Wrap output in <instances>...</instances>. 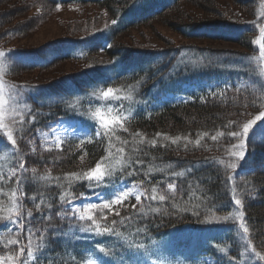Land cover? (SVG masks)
<instances>
[{"label":"trees","instance_id":"16d2710c","mask_svg":"<svg viewBox=\"0 0 264 264\" xmlns=\"http://www.w3.org/2000/svg\"><path fill=\"white\" fill-rule=\"evenodd\" d=\"M26 1L30 2L32 9H36V26L47 19L46 10H56L57 5L98 6L103 11V15L96 18L95 22L90 18L88 24L73 33L80 36L57 38L32 49H9L21 56L36 57L43 63L28 64L19 59L15 61L18 68L13 70L11 67L13 71H9L7 77L10 74L17 75L21 70H25L22 72L24 74L50 70L60 61L82 63L81 69L46 83H24L30 91H26L23 97L32 111L26 108L23 113L4 124L6 128L0 129V144L3 145L0 146V172L6 173L11 169L17 159L16 153L23 156L29 169L28 181L22 186V191L26 193L22 202L26 226L42 227L41 216L49 212L54 215L65 209L71 211L69 204L60 202L59 196L66 194V199L72 201L80 194L90 193L92 186H89L86 174L90 173L97 162L102 165L110 156L115 155L123 162H131V167L123 173L119 165L115 168V174L133 182H143L144 195L140 202L130 199L124 205L115 206L106 216L97 218L101 224L111 226V221L116 220L118 231L134 243H143L148 247L153 241L185 227L193 228L194 231L233 228L231 235L220 243L225 247L224 253H214L208 248L216 264H228L227 259L230 262L244 251V242L235 229L239 221L217 223L205 220L212 215L222 217L234 213V185L238 198L242 199L240 208L245 213L248 235L257 251L261 249L264 252V121H257L249 130L248 137H242L245 139L247 154L238 162L237 169L225 166L236 159L229 152L235 150L232 145L240 142L228 134L242 132L247 120L264 111V88L250 82L258 75V71L264 79V59L260 56L264 33L259 30L264 25V0H239L240 17H231L230 13L216 6L215 0ZM183 5L191 6V15L185 7L181 9ZM245 8L248 11L255 10L254 14L251 15ZM17 10L20 9L2 11L4 14L9 13L6 18L0 15V25L4 27L0 35L10 40L25 36L36 27L33 26L36 18H24L10 25L11 19L21 15V11ZM194 12L200 15L196 16ZM113 20L117 22L112 24ZM158 20L170 26L186 41L158 48H139L136 44L119 41L129 30ZM198 41L206 43L200 44ZM67 44L81 48L82 52L78 55L62 53V47ZM217 44L220 47H215ZM201 57L204 58L202 63L198 62ZM214 76L231 79L234 82L232 88L224 91L222 96H197L187 102L167 103L157 110H135L113 122L107 129H102L106 132L104 137H97L96 130L80 145L70 142L58 149L45 150L35 143L37 130L46 128L58 118H80L86 96L94 90H97L96 93H104L112 88V93L122 98L132 97V100L123 99L126 105L129 106L131 102L141 106L152 99L156 89L175 92L179 84L209 80ZM8 81L14 82L9 77ZM237 83L246 87L237 91ZM21 115L35 122L24 124L21 130ZM9 131L17 140L14 148L6 140ZM212 136H217V139L213 141ZM152 140H156L155 146L151 145ZM137 160L142 163L136 164ZM221 160L224 163H220ZM166 165L170 167L166 168ZM159 168H164V171H156ZM31 169H36V172L32 173ZM186 169L191 171L175 179L178 189L173 199L166 187L167 183L172 182L169 173ZM238 169H242V174L237 172ZM127 172H133V175L127 176ZM230 175L232 180H229ZM41 177L47 179L42 180ZM16 187L14 180L5 178L0 182V217L9 215ZM154 187L157 188V196L164 194L169 198L159 203L145 200V195L151 197ZM41 194L46 203L52 204L51 210L45 204L40 212L36 211L31 197L37 196L36 203H40ZM141 204L145 206L146 212L149 205L160 208L161 212L141 216L132 208V205H136L138 209ZM196 205L200 206L197 208ZM27 209L33 212L30 221ZM15 211L12 209L13 214ZM194 212H199V215ZM133 215L134 220L126 224L119 223L121 216ZM54 222L68 234L52 237L50 248L39 264H47L48 260L54 261V264H83L85 257L82 256L92 247V243L81 238V233L76 229L69 231L67 222H61L58 217H55ZM6 223L0 220V228ZM136 229L146 231L136 236ZM51 233L52 230H49L48 235L51 236ZM16 238L15 230L0 232V256L17 254L18 249L7 244L8 240ZM105 238L107 249H112L113 243L124 251L132 249L119 237L105 235ZM19 239L26 243L24 235H20ZM73 256H76L75 261ZM106 256L108 264H121V260L125 264H132V259L123 251ZM7 261L18 264L15 259ZM258 262L264 264V261Z\"/></svg>","mask_w":264,"mask_h":264},{"label":"rangeland","instance_id":"374dc122","mask_svg":"<svg viewBox=\"0 0 264 264\" xmlns=\"http://www.w3.org/2000/svg\"><path fill=\"white\" fill-rule=\"evenodd\" d=\"M215 1L216 6H219L221 10L230 13L231 17L236 15H238V17L241 16L240 8L237 4L239 3V0ZM21 5H26L28 7L24 8L21 7ZM184 7L190 14L191 6L183 5L181 9H183ZM16 8L20 9L17 11H21V15L17 18L11 19L10 25L21 22L24 18L28 20L30 18H36L37 16L36 9H32L29 1L0 0V15H2L4 18H6L9 13L4 14V12L2 11L12 10ZM245 10L247 9L245 8ZM248 12L253 15L255 10L251 9V11ZM46 13L48 14L47 19L42 23H38V25L36 26V18L33 22V26L36 27L25 36H21L15 40H10V38L0 35V50L8 53L9 49L13 48L32 49L38 47L41 44L49 43L57 38L66 36H80L73 35V33H77L78 31H80L82 26L88 24L90 18H92V20L95 22L97 20L96 18H100L103 15V11L99 9L98 6L85 5H60L59 9H47ZM195 14L196 16L200 15V13ZM3 30L4 27L0 25V31ZM119 41L129 44H136V46L139 48H158L168 46L170 44L179 45L180 43H184L186 39L176 33L175 30L171 29L170 26H166L163 22L158 20L154 21L151 24L139 27L138 29L129 30L119 38ZM198 43L204 44L206 42L198 41ZM215 47H220V44H217ZM21 58L22 57L21 55H19V53L14 52L7 56L5 63L8 65V67L4 71L3 76L0 77L3 81L8 82L9 84L18 85L19 83H21L22 85H24V83H46L60 76L81 69L82 64L80 62L60 61L59 63L53 65L52 69L50 70L32 71L31 73L25 74L22 73L25 72V70H21L20 72H17V75L13 76L10 74L8 77L14 82H9L7 74L9 71H13L14 69L18 68V63H16L15 61L19 59L21 60ZM132 64H134V61L132 62ZM11 67L13 68V70L11 69ZM256 74L260 75V71H258ZM225 84L233 85V81L228 78H220L214 76L209 80L203 79L198 81L184 82L176 86L177 89L175 93L164 94L162 91H159L156 98H162L158 100H155V98L150 103H147L144 107H147L148 110H153L155 107H159L167 102H185L187 100H192L197 96H204L211 91H217L218 93L223 92ZM96 91L97 90H94L86 96V102L82 110V116H84L85 119H87L88 122L95 127H97V122L91 119V116L93 114L99 113V115L103 116L105 120L110 121L109 126H111V124L113 123L111 122L112 117H116L118 120L119 118H122V116H124L126 112H131L133 109L135 110L138 107L137 105L126 107L123 103L122 106H117L114 102L105 103V97L103 93H96ZM6 92L7 89L5 88V93ZM110 95L112 97H120L115 93H111ZM21 99L25 101L23 96ZM5 100H7L6 95ZM14 108L15 105L11 107L6 106L4 110L0 112V120L4 121L6 118L11 119L13 116L21 114L26 110V108H24L21 111L17 112L13 110ZM53 129L56 130V135H44L45 133H51ZM73 129H75V132H73ZM86 133H89L88 127L84 126L79 120H76L75 118L63 117L58 119L56 122L48 125L46 128L39 129V132L37 131L35 135V138L37 139L35 143H38L41 148L45 150L60 148L64 144L70 142L80 145L88 136V134ZM114 156L115 155L110 156L104 162V164L101 165L102 169H104L108 165H111L115 169L122 164L123 161ZM10 170L11 169H9L8 172ZM127 179L128 178H122L121 175L118 176L115 174L112 177L111 184H126L128 186H131L134 183L138 184L137 182H131ZM105 185H101L98 187L96 186L94 191L90 194H80L77 199L72 201V203L76 206L88 203L101 204L104 199H111V193L113 191H117V189L109 185L108 181L105 182ZM138 194H141L142 197V188H140V192ZM19 195L20 193H17V196ZM130 199L135 198L129 197L125 200L129 201ZM114 206L115 205H113L111 209L97 210L95 212L96 218H99L100 216H106L108 213H111ZM235 208L238 210H236ZM235 208L232 210V212L235 213L237 211H240L239 208ZM7 229L13 231L15 229V226L11 222H8ZM11 231L5 230L4 233H9ZM238 231H240V229H238ZM80 233L81 238L85 236L84 234H87L85 238H88L90 240H95L96 237H105V235L98 236L93 233L87 232ZM230 233L231 232L227 229L212 231L206 229V231H194L193 228L185 227L180 230H176L175 233L171 234L168 237L153 241L152 244L149 245L150 247L146 245L147 252H145L144 250L136 251L135 249H127L126 251H124V249L120 248L114 243L112 244V249L108 250L109 253H119L123 251L130 257V259H132L131 261L139 259L146 262V264H216V260L212 255V252H209L208 248H211L214 253H224L225 251L222 252L220 251V249L225 250V247H223L220 243L223 241V239L227 238ZM240 235L242 236V232H240ZM97 244L99 246L105 247V243ZM260 251L264 253L261 249ZM88 259L97 258L87 256L86 253L84 264H87ZM231 260L232 261L229 262L227 259L228 264H245L246 257L244 256L242 258V256H238ZM4 264L14 263H8L6 259L4 261Z\"/></svg>","mask_w":264,"mask_h":264},{"label":"snow or ice","instance_id":"6c2138e0","mask_svg":"<svg viewBox=\"0 0 264 264\" xmlns=\"http://www.w3.org/2000/svg\"><path fill=\"white\" fill-rule=\"evenodd\" d=\"M57 9H59V5H57ZM117 21L113 20L112 24H115ZM260 32L264 33V25L260 26ZM12 53V50H9L8 53L5 51L0 50V77L3 76L4 71L7 69L8 65L5 63V60L9 54ZM260 56L264 57V43L260 44ZM204 58H199L198 62H203ZM237 70V69H232ZM264 72V70H262ZM254 86L258 85L261 88H264V79L261 78V76L257 75L250 81ZM5 87H7V92L5 93ZM242 87H246L242 84L236 85V90L240 91ZM232 88L231 84H225L224 91H227ZM26 91H30L28 85H22V84H6L5 81L0 78V112L4 110L6 106L11 107L15 105L14 111H21L24 108H27L29 112H31V108L27 105L26 101L22 100V96L25 95ZM112 88H108L106 92L103 93L105 97V103H115L117 106H122V100H132L131 96L128 97H112L110 94L112 93ZM210 94L213 97H216L217 95H223V92H217V91H211ZM5 95L7 96V100H5ZM203 99V98H202ZM91 119L93 121L97 122L98 128L107 129L109 127L110 121H107L104 119L103 116H100L99 113L93 114L91 116ZM257 121H264V111L259 112L258 115L254 116L252 119L247 120L246 123L243 124L242 132H231L228 135L231 137L239 139L238 145H232V148L235 149L234 151L229 152V155L232 157H235L236 159L230 163H227L225 166L226 168H230L232 170H236L238 167V162L242 161L244 157L246 156V144L245 139L242 137H248L249 130L252 128L253 125L257 123ZM34 119H28L26 120L24 115H21L19 117V123L22 126L21 130L23 129L24 124H31L34 123ZM111 122H117L116 117L111 118ZM6 128V125L3 123H0V129ZM126 131V129H124ZM39 132V130H37ZM73 132H75V129H73ZM56 130L53 129L51 133H45L44 135H56ZM90 134V133H86ZM95 135L97 137H104L106 135V132L103 131H96ZM160 134L158 133L157 136ZM217 135H224V133H218ZM217 139V136H212V140L215 141ZM6 140L7 142H10L11 147H15L17 144V140L13 137L12 132L6 133ZM29 143H32L31 140L28 141ZM175 141H173L174 143ZM151 145H156V140L151 141ZM33 151H35V146H33ZM120 151H123V149H120ZM17 159L14 161L11 170L9 172H0V182H2L5 178H7L9 181L14 180L16 182V189L13 191L12 199H11V209L9 210V215L7 217H0V220H4L7 222H11L15 226V231L17 233L16 239H10L7 241L8 246L15 247L18 249V252L15 256H8L3 257L0 256V264H4L5 259L7 260H16L18 261V264H39L41 258L44 256V253L49 250L50 248V242L52 237L57 235H67L68 233L63 230L62 227L57 225L54 222L55 217H58L61 222H67V227L69 231L72 229H76L79 232H87V233H93L98 236L102 235H108V236H116L124 241L127 242L128 247L135 249L136 251L144 250L147 252L146 245L143 243H134L132 239H130L128 236H125L123 232L118 231L116 228L117 221L112 220L111 226H107L106 224H101L98 222L95 212L100 209H111L113 205H121L122 201L125 199H128L129 197H134L137 202L141 201V194H138L140 192L141 185L140 184H132L131 186H128L126 184L121 185H115L111 184L112 177L115 175V169L108 165L104 169H102L101 163L97 162L96 166L91 169L90 173L86 174L87 180L89 182V186H101L105 185V182L108 181L109 185L116 188L117 191H113L111 193V199H104L101 204L96 203H88L80 206H76L72 203L71 200L66 199V194H61L59 196V200L62 204H69L72 205L71 211L65 209L63 211H58L54 215L49 212L47 215L41 216L42 227H28L24 223V209H23V198L26 196V193L22 191V186L28 181L27 173L29 169L26 167V163L23 160V156L19 153H16ZM104 158H102L103 160ZM136 164H141L142 162L137 160L135 161ZM220 163H224L223 160L220 161ZM128 167H131L130 161L122 162L120 171L123 173L126 171ZM170 167V165L165 166ZM32 173L36 172V169H31ZM156 171H164V168L156 169ZM191 169L182 170L179 172H170L169 175L172 177V182L167 183L166 187L167 190L172 193L171 198H175V194L177 192L178 186L175 183V179L178 177H183L186 172H190ZM75 175V174H73ZM133 172H127V176H132ZM123 178V177H122ZM42 180H46L47 177H41ZM79 179V177H77ZM233 177L230 175L229 180H232ZM143 182H141L142 184ZM108 186V185H105ZM191 187V185H189ZM17 193H20L19 196H17ZM157 188L152 189V195L151 197L145 195V200H151L156 202H164L167 197L164 194H160L157 196ZM238 193L236 191V187L233 185L232 187V199L234 201V204L237 206L242 205V200L238 198ZM40 203H36L37 196L33 195L31 197L32 202L34 203V207L37 212L41 211L42 205L46 204V207L51 210L52 204L46 203L43 194L40 195ZM99 199V197H98ZM204 201H201L203 203ZM200 205H196L198 208ZM132 208L136 210V212L141 216H146L149 213H159L161 212L160 208H153L150 205L148 206V211H145V206L141 204V206L137 209L136 205H132ZM12 209H15V214H13ZM195 215H199V212H194ZM117 216L120 215L119 212L116 213ZM33 216V212L31 209H27V217L29 218V221L31 220ZM106 220L107 218L104 217ZM135 219V216H128V217H120L119 223L120 224H126L132 220ZM239 221L238 228L242 230V236L241 240L244 242V251L240 253L241 256L246 257V264H256V261H264V253L257 251L256 246H253V242L251 238L249 237V227L246 225L245 221V213L242 211H237L235 213H230L227 216H215L212 215L210 217H207L205 222H226V221ZM78 222V223H77ZM0 230H6L11 231L6 228V224L0 228ZM49 230H52L51 236L48 235ZM146 231V229H136V236H140L142 232ZM20 235L25 236L26 243L21 241L19 239ZM73 235L75 233L73 232ZM100 253H104L105 255L109 254V250L106 249L103 246H97ZM220 251H225L224 249H220ZM251 253V255H249ZM83 255V254H80ZM76 256H73V260L75 261ZM47 264H54V261L48 260ZM87 264H103L102 260L98 259H88ZM121 264H125L123 260H121ZM132 264H146V262L141 261L139 259H135L132 261Z\"/></svg>","mask_w":264,"mask_h":264}]
</instances>
